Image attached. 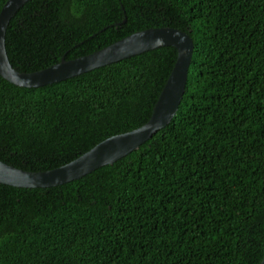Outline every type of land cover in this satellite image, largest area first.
Masks as SVG:
<instances>
[{"label": "trees", "instance_id": "1", "mask_svg": "<svg viewBox=\"0 0 264 264\" xmlns=\"http://www.w3.org/2000/svg\"><path fill=\"white\" fill-rule=\"evenodd\" d=\"M162 26L193 42L171 120L77 179L0 183V264H259L264 0H26L5 48L31 72ZM175 59L164 45L37 87L0 76V160L49 170L142 125Z\"/></svg>", "mask_w": 264, "mask_h": 264}, {"label": "water", "instance_id": "2", "mask_svg": "<svg viewBox=\"0 0 264 264\" xmlns=\"http://www.w3.org/2000/svg\"><path fill=\"white\" fill-rule=\"evenodd\" d=\"M25 1L6 0L0 9V76L15 85L37 87L58 82L164 45H171L176 49V59L149 118L142 125L109 136L68 163L49 170H24L0 160V183L29 188L54 186L77 179L138 148L171 120L184 93L191 62L193 42L186 32L170 26L145 28L86 55L73 59L61 58L46 68L23 72L15 69L8 59L5 32L10 18ZM259 264H264V255Z\"/></svg>", "mask_w": 264, "mask_h": 264}]
</instances>
